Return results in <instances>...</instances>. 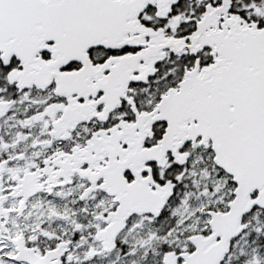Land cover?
<instances>
[{
	"label": "snow or ice",
	"instance_id": "1",
	"mask_svg": "<svg viewBox=\"0 0 264 264\" xmlns=\"http://www.w3.org/2000/svg\"><path fill=\"white\" fill-rule=\"evenodd\" d=\"M0 264H264V0H0Z\"/></svg>",
	"mask_w": 264,
	"mask_h": 264
}]
</instances>
